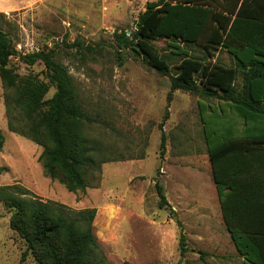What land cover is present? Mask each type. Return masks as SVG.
Masks as SVG:
<instances>
[{
    "label": "rangeland",
    "instance_id": "rangeland-1",
    "mask_svg": "<svg viewBox=\"0 0 264 264\" xmlns=\"http://www.w3.org/2000/svg\"><path fill=\"white\" fill-rule=\"evenodd\" d=\"M148 1L153 0H0V28L10 33L20 53L57 49L79 101L96 117L87 133L99 146L102 161L99 170L88 171L84 190L69 191L60 178L47 175L40 158L46 145L9 128L6 102L12 91L0 77V166L5 167L0 185L19 184L43 200L76 210L95 207L98 264H244L214 204L216 186L211 169L206 170L210 164L200 101L216 107L221 101L183 89H176L168 101V75L132 54L122 63L115 56L114 31L134 29ZM78 38L87 43L103 40L104 54L82 55L64 44ZM169 41L159 37L152 42L175 72L182 56L171 53ZM186 47L203 54L198 45ZM211 59L232 64L224 48ZM9 66L22 77L49 81L40 60L28 64L13 56ZM54 91L51 86L45 97ZM227 112L241 129L242 118L231 109ZM156 181L163 185L174 214L159 207ZM207 181L213 184L205 187ZM12 212L0 200V264H39L11 227ZM176 217L186 235L184 254Z\"/></svg>",
    "mask_w": 264,
    "mask_h": 264
},
{
    "label": "trees",
    "instance_id": "trees-1",
    "mask_svg": "<svg viewBox=\"0 0 264 264\" xmlns=\"http://www.w3.org/2000/svg\"><path fill=\"white\" fill-rule=\"evenodd\" d=\"M159 37L169 38L171 53L182 56L175 72L152 42ZM113 38L120 63L132 54L169 76L168 101L176 89L221 101L217 107L200 101V108L222 216L244 264H264V0L148 1L135 28L116 29ZM64 44L82 55H102L106 48L103 40L78 38ZM189 44L198 45L203 54L190 53ZM222 48L232 64L211 59ZM56 51L45 47L20 53L10 33L0 28V77L12 91L6 102L9 128L45 144L40 158L46 174L76 192L86 189L88 171L101 167L99 146L87 133L96 117L79 101L74 79ZM13 56L28 64L42 61L49 81L20 76L9 66ZM51 86L55 91L46 98ZM227 109L242 118L241 129ZM165 139L162 131L161 153ZM3 143L0 132V147ZM155 188L159 207L174 214L163 185L156 181ZM0 200L13 211L10 225L39 264H98L95 207L72 209L19 184L0 185ZM176 221L184 254L186 235L182 221Z\"/></svg>",
    "mask_w": 264,
    "mask_h": 264
},
{
    "label": "crops",
    "instance_id": "crops-1",
    "mask_svg": "<svg viewBox=\"0 0 264 264\" xmlns=\"http://www.w3.org/2000/svg\"><path fill=\"white\" fill-rule=\"evenodd\" d=\"M208 156H209V154H208ZM209 166L208 167H206V170L207 169H211L210 171L212 172V166H211V161H210V157H209ZM212 181H213V183L215 184V182H214V180H213V174H212ZM212 182H208L207 181V183H206V185H205V187H207V186H209V184H213ZM216 186V185H215ZM216 192H217V195H216V201L214 202V204L216 205V206H218L220 209H221V206H220V201H219V196H218V191H217V188H216ZM205 203H209V201H207V200H203ZM213 201V200H212ZM212 201L210 202L211 204H212ZM221 213H222V211H221Z\"/></svg>",
    "mask_w": 264,
    "mask_h": 264
},
{
    "label": "bare ground",
    "instance_id": "bare-ground-1",
    "mask_svg": "<svg viewBox=\"0 0 264 264\" xmlns=\"http://www.w3.org/2000/svg\"><path fill=\"white\" fill-rule=\"evenodd\" d=\"M111 207V206H110ZM113 212H116V211H113ZM109 214V213H108ZM115 214V213H114Z\"/></svg>",
    "mask_w": 264,
    "mask_h": 264
}]
</instances>
